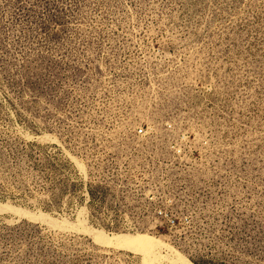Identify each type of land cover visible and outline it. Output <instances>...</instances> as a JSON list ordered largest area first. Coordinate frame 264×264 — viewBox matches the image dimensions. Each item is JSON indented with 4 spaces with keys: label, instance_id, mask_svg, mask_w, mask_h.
Segmentation results:
<instances>
[{
    "label": "rangeland",
    "instance_id": "obj_1",
    "mask_svg": "<svg viewBox=\"0 0 264 264\" xmlns=\"http://www.w3.org/2000/svg\"><path fill=\"white\" fill-rule=\"evenodd\" d=\"M0 264H264V0H0Z\"/></svg>",
    "mask_w": 264,
    "mask_h": 264
},
{
    "label": "bare ground",
    "instance_id": "obj_2",
    "mask_svg": "<svg viewBox=\"0 0 264 264\" xmlns=\"http://www.w3.org/2000/svg\"><path fill=\"white\" fill-rule=\"evenodd\" d=\"M95 239L98 243L106 246L123 248L127 250H134V251L142 252L145 255H150L153 252V250L157 248L156 247L157 244L155 243L156 240L146 235H139L136 237L107 236L106 234L99 233L95 236ZM146 263L148 262L146 261Z\"/></svg>",
    "mask_w": 264,
    "mask_h": 264
},
{
    "label": "built area",
    "instance_id": "obj_3",
    "mask_svg": "<svg viewBox=\"0 0 264 264\" xmlns=\"http://www.w3.org/2000/svg\"><path fill=\"white\" fill-rule=\"evenodd\" d=\"M138 133L139 134H143L144 133V129L141 128L138 130ZM158 216L159 218L161 219H164L166 222H167V225L170 226V227H175L176 226V220L174 218H172L168 213L167 211H164V210H160L158 212Z\"/></svg>",
    "mask_w": 264,
    "mask_h": 264
},
{
    "label": "water",
    "instance_id": "obj_4",
    "mask_svg": "<svg viewBox=\"0 0 264 264\" xmlns=\"http://www.w3.org/2000/svg\"><path fill=\"white\" fill-rule=\"evenodd\" d=\"M2 205V204H1Z\"/></svg>",
    "mask_w": 264,
    "mask_h": 264
}]
</instances>
